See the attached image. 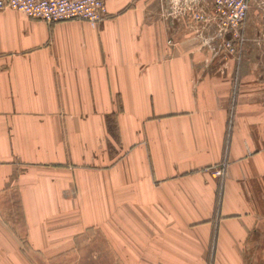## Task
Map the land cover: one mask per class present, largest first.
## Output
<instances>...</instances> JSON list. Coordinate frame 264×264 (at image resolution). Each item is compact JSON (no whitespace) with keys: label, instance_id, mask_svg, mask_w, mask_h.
<instances>
[{"label":"crops","instance_id":"obj_1","mask_svg":"<svg viewBox=\"0 0 264 264\" xmlns=\"http://www.w3.org/2000/svg\"><path fill=\"white\" fill-rule=\"evenodd\" d=\"M105 7L95 28L0 9V191L18 189L6 204L28 245L50 264L260 253L264 58L241 55L234 70L217 41L201 52L169 0ZM12 233L0 214V253L17 252Z\"/></svg>","mask_w":264,"mask_h":264},{"label":"rangeland","instance_id":"obj_2","mask_svg":"<svg viewBox=\"0 0 264 264\" xmlns=\"http://www.w3.org/2000/svg\"><path fill=\"white\" fill-rule=\"evenodd\" d=\"M169 5L171 6L172 11L176 14H180L181 16L185 17L189 16L191 18L190 23H192L189 24V28L191 29L194 37L199 43L200 51L202 52V48H206L208 50V47L210 48V44L213 41H217L222 45L221 47L224 48V56H229V65L232 62L234 70H236L237 66L240 63L241 55L248 56L249 54H257L261 56V58L264 56V0L249 1V9L246 13V17L240 23V26L237 29L235 35H233L231 32L218 33L215 29H213V32H210L212 27L215 28V23L195 20L193 17H191V13L187 11V7L192 6L197 10H199V8H202L206 12L214 14V6L212 4V0L206 1L204 3H200L199 0H169ZM228 40L231 43L230 47H232L230 53H228L226 50V43L228 42ZM167 43L169 45L173 44L171 39H168ZM214 45L215 44H213L212 46ZM207 50H205V52H207ZM258 68H262V66L260 65ZM263 69L264 68H262V70ZM262 86H264L263 80ZM224 167L225 162L224 160H221L216 165V167L211 169V173L214 176L218 177V179L220 180L219 177H222L224 173ZM18 197L19 192L16 187L7 189L4 192L0 191V199H5V202L0 204V214L2 215L4 223L7 224L12 230L13 238L14 236H16V244L18 245V249L16 248L17 254L13 250H11L10 252L2 251L0 253V260L7 261L10 260L7 259L10 257L14 261H21L22 258L25 262H28V264H50V262H48L47 260L48 258L45 255L36 253L28 245L27 239L24 235V228H22L21 226L22 223L20 221H17L20 220L21 217L19 205L8 206L6 204L7 199H14V201H16ZM1 240L6 241L4 237H0V241ZM261 248L263 249L258 254L245 255L246 258L243 259L240 264H264V246H262ZM76 256L82 257V255L80 254L59 255V257H62L63 260L65 258L70 259ZM95 256L96 255L94 254L92 255V257ZM86 257L90 258L91 256H89L88 254L86 255ZM60 260L57 262V264H71V262L73 261L72 259L67 262ZM54 261L55 259L52 260V264H56Z\"/></svg>","mask_w":264,"mask_h":264},{"label":"built area","instance_id":"obj_3","mask_svg":"<svg viewBox=\"0 0 264 264\" xmlns=\"http://www.w3.org/2000/svg\"><path fill=\"white\" fill-rule=\"evenodd\" d=\"M249 1L212 0L214 14L202 8L197 10L192 6L187 7V11L195 20L215 23L214 29L218 33L231 32L235 35L240 23L246 17ZM1 8L15 9L47 23L80 19L86 21L92 28L97 27L107 14L105 0H0ZM226 46L227 52L230 53L232 47L229 40Z\"/></svg>","mask_w":264,"mask_h":264},{"label":"flooded vegetation","instance_id":"obj_4","mask_svg":"<svg viewBox=\"0 0 264 264\" xmlns=\"http://www.w3.org/2000/svg\"><path fill=\"white\" fill-rule=\"evenodd\" d=\"M263 58H264V56H263ZM262 68H264V65H262Z\"/></svg>","mask_w":264,"mask_h":264}]
</instances>
